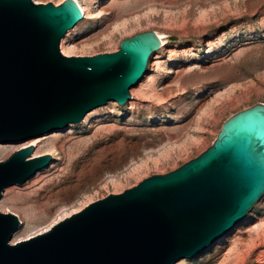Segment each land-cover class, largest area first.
I'll return each instance as SVG.
<instances>
[{
  "label": "water",
  "instance_id": "95a60500",
  "mask_svg": "<svg viewBox=\"0 0 264 264\" xmlns=\"http://www.w3.org/2000/svg\"><path fill=\"white\" fill-rule=\"evenodd\" d=\"M83 18L76 0H0V143L78 123L129 89L162 46L155 30L118 49L63 55L60 39ZM25 144L0 160V197L48 166ZM264 192V103L223 121L212 144L163 174L93 200L42 233L12 243L20 221L0 212V264H173L231 229Z\"/></svg>",
  "mask_w": 264,
  "mask_h": 264
},
{
  "label": "rangeland",
  "instance_id": "374dc122",
  "mask_svg": "<svg viewBox=\"0 0 264 264\" xmlns=\"http://www.w3.org/2000/svg\"><path fill=\"white\" fill-rule=\"evenodd\" d=\"M47 1L63 0H33ZM78 2L83 18L60 39L63 55L115 51L122 38L145 30L160 33L164 44L151 54L125 105L107 102L78 123L0 146V160L28 143L34 145L32 155L52 156L48 166L2 192L0 212L17 215L18 233L27 222L24 207L46 209L47 215L28 228L33 232L85 195L93 201L177 168L210 146L229 116L264 103V0ZM141 159L147 166L124 175ZM95 161L101 168L93 177ZM82 173L85 183L75 195L45 206V192L74 184ZM111 174L120 178L116 186L107 181ZM173 264H264V192L231 229Z\"/></svg>",
  "mask_w": 264,
  "mask_h": 264
},
{
  "label": "bare ground",
  "instance_id": "6f19581e",
  "mask_svg": "<svg viewBox=\"0 0 264 264\" xmlns=\"http://www.w3.org/2000/svg\"><path fill=\"white\" fill-rule=\"evenodd\" d=\"M78 2V0H76ZM82 12L84 11V8L80 5V3L78 2ZM238 6V5H236ZM240 6V5H239ZM232 11V10H231ZM231 13V12H230ZM241 13V12H240ZM242 14V13H241ZM240 14V15H241ZM158 34V36L161 38L162 40V44H164V37L156 32ZM61 50L63 53L64 52V48L62 47L61 45ZM264 57V56H263ZM229 88V87H227ZM230 90V89H229ZM227 91V89H226ZM225 94V93H224ZM107 102H111V103H116V101L114 100H108ZM88 115V114H87ZM99 132V131H98ZM94 136V135H93ZM123 140V139H122ZM126 141V140H125ZM3 143H0V146H2ZM18 144V143H17ZM135 144V143H134ZM25 145V144H24ZM137 146V145H136ZM108 147V146H107ZM111 147V146H110ZM48 149L52 148L51 145H48L47 147ZM108 149V148H107ZM106 149V150H107ZM53 150V149H52ZM156 151V150H155ZM148 152V151H147ZM35 154V153H34ZM33 154V155H34ZM151 156V155H150ZM148 159H150V157L146 156ZM153 160H154V157H152ZM151 158V159H152ZM147 160V159H146ZM146 160L145 159H141V161L137 162H133L132 164L129 165V168L128 171L124 172V175H127L130 174L131 172L135 173L136 171H139V168L145 164L146 165ZM95 164L91 166V175L94 177L96 176V174L99 172L100 168H101V165L99 163V161H95L94 162ZM143 169V168H142ZM127 170V169H126ZM133 173V174H134ZM138 173V172H137ZM136 173V174H137ZM132 174V175H133ZM81 176H79L78 178H76L74 184H70V183H65L61 186H53L51 188V190L45 192V195L44 197L47 199V201L45 202V206H48L49 204H51L52 202H54L56 199L55 198H58L59 201L61 199H69L73 196L74 192L77 190V189H80L83 184L85 183V179L83 178V173L80 174ZM93 179V178H92ZM120 178L118 177V175H109V178L107 179V181H111V183L113 184V186H116V184H119L120 183ZM55 181V180H54ZM108 183V182H107ZM75 195V194H74ZM91 198L89 197V195H85L83 199H77L75 201V203L70 206V207H66L64 209H62L61 211H59V213L54 217L53 220H51L50 223H48L46 226L42 227V228H39V229H35V231L33 232H28L29 230H31L32 228L28 229L29 227H31L33 225V222L37 221L38 219H43V217L45 215H47V212H46V209H40V207H38V205H34V204H30L28 205L27 207H24V213H25V217L27 219V222H26V226H25V229L21 232V233H18V229L22 226V223H21V226L18 227L15 232L13 233L12 235V238H11V242L14 243V242H17V241H20V240H23V239H26V238H29L31 236H34L36 234H39V233H42L46 230H48L50 228V226L59 221L60 219L70 215L71 213H74L76 211H78L79 209H81L83 206H85L86 204H88L89 202H91ZM64 207V206H63ZM62 208V207H61ZM35 225V224H34ZM34 229V228H33Z\"/></svg>",
  "mask_w": 264,
  "mask_h": 264
},
{
  "label": "built area",
  "instance_id": "2783aa9c",
  "mask_svg": "<svg viewBox=\"0 0 264 264\" xmlns=\"http://www.w3.org/2000/svg\"><path fill=\"white\" fill-rule=\"evenodd\" d=\"M35 3H37V2H35ZM121 172H124V169Z\"/></svg>",
  "mask_w": 264,
  "mask_h": 264
}]
</instances>
